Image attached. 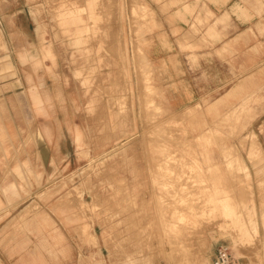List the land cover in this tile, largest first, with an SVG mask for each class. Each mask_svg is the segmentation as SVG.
I'll list each match as a JSON object with an SVG mask.
<instances>
[{"label":"rangeland","instance_id":"rangeland-1","mask_svg":"<svg viewBox=\"0 0 264 264\" xmlns=\"http://www.w3.org/2000/svg\"><path fill=\"white\" fill-rule=\"evenodd\" d=\"M32 1L43 86L22 84L0 39V202H32L17 218L31 224L14 229L86 264H214L225 243L243 264L260 233V96L247 87L170 110L144 50L158 0Z\"/></svg>","mask_w":264,"mask_h":264},{"label":"crops","instance_id":"crops-1","mask_svg":"<svg viewBox=\"0 0 264 264\" xmlns=\"http://www.w3.org/2000/svg\"><path fill=\"white\" fill-rule=\"evenodd\" d=\"M33 3L32 0H0V39L6 47H13L11 53L16 56V77L23 85L39 88L44 81L36 77L38 73L33 71L35 67L31 59L36 58L41 40ZM152 5L158 28L148 39L144 50L168 108L180 111L203 98L215 102L249 87L250 92L260 96L254 109L263 111L254 123L264 119V0H158ZM16 47H19L18 51ZM22 56L27 58L26 61L21 60ZM42 106L47 109L44 102ZM259 125L264 126L262 122ZM7 127L11 128L9 124ZM259 135L264 151V130ZM5 136L6 133L0 129V137ZM41 138L42 144L49 149L46 158L50 172L53 169L54 137ZM16 139L14 137L13 141ZM71 142L72 145L78 144L76 137ZM26 155L23 153L19 159ZM30 159H35L34 153ZM253 177L259 239L255 246H243L240 251L243 264H264V183L263 187L257 185L264 182V172L258 176L254 168ZM2 200L0 264H86L83 257L80 261V257L72 255L68 248L57 247L53 252L48 250L47 242H41L43 246L37 249L38 243L45 239L39 238L35 244L32 227L24 232L16 231V225H22L24 220V223L31 224L28 221L30 216L22 217L21 221L17 219L23 209L30 206L31 200L17 204V200ZM16 219L14 229L13 221ZM62 249L66 250V256H63Z\"/></svg>","mask_w":264,"mask_h":264},{"label":"built area","instance_id":"built-area-1","mask_svg":"<svg viewBox=\"0 0 264 264\" xmlns=\"http://www.w3.org/2000/svg\"><path fill=\"white\" fill-rule=\"evenodd\" d=\"M214 264H242L240 257H237L230 245L221 244L216 251Z\"/></svg>","mask_w":264,"mask_h":264},{"label":"bare ground","instance_id":"bare-ground-1","mask_svg":"<svg viewBox=\"0 0 264 264\" xmlns=\"http://www.w3.org/2000/svg\"><path fill=\"white\" fill-rule=\"evenodd\" d=\"M142 8V7H141ZM140 12V11H139ZM142 40V39H141ZM125 221V220H124ZM119 222V221H118ZM117 222V223H118ZM180 228V227H179ZM139 237V236H138ZM129 238V237H128ZM127 239V238H126ZM131 239V238H130ZM141 239V238H140ZM128 240V239H127ZM139 240V239H138ZM141 242V240H139V243ZM142 244V243H141ZM180 247V246H179ZM182 249V248H181ZM184 248H183V252H184ZM184 261V260H183ZM144 263V261H140V260H137L135 257L133 256H130V259H129V262H127V264H142ZM153 262H150V264H152ZM179 263V262H178ZM124 264V263H123Z\"/></svg>","mask_w":264,"mask_h":264}]
</instances>
